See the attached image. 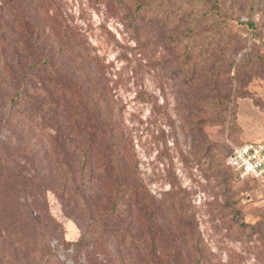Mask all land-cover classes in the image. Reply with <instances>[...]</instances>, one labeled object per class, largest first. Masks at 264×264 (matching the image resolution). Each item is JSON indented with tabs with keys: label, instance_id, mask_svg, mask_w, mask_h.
I'll return each mask as SVG.
<instances>
[{
	"label": "rangeland",
	"instance_id": "rangeland-1",
	"mask_svg": "<svg viewBox=\"0 0 264 264\" xmlns=\"http://www.w3.org/2000/svg\"><path fill=\"white\" fill-rule=\"evenodd\" d=\"M249 2L0 0V264H264Z\"/></svg>",
	"mask_w": 264,
	"mask_h": 264
},
{
	"label": "built area",
	"instance_id": "built-area-1",
	"mask_svg": "<svg viewBox=\"0 0 264 264\" xmlns=\"http://www.w3.org/2000/svg\"><path fill=\"white\" fill-rule=\"evenodd\" d=\"M228 165L242 179L264 182V140H253L233 147Z\"/></svg>",
	"mask_w": 264,
	"mask_h": 264
},
{
	"label": "trees",
	"instance_id": "trees-1",
	"mask_svg": "<svg viewBox=\"0 0 264 264\" xmlns=\"http://www.w3.org/2000/svg\"><path fill=\"white\" fill-rule=\"evenodd\" d=\"M258 0H250V10L252 12V15H251V23H248V24H252L253 20H254V13L257 11V7H256V3H257ZM226 3V2H225ZM225 3H224V0H214V5H213V8L214 10L218 9L219 11L222 12V14L224 15H228V11L226 9V6H225ZM152 11V7L149 3L147 2H144V1H140L138 4H137V7H136V13L132 14V18L133 20L135 21H141L144 22L145 21V16H141L142 13H145L147 17H152V15H150ZM250 12V13H251ZM235 12L233 11H230V17H233L232 15L234 14ZM147 19V18H146ZM252 26V25H251Z\"/></svg>",
	"mask_w": 264,
	"mask_h": 264
},
{
	"label": "crops",
	"instance_id": "crops-1",
	"mask_svg": "<svg viewBox=\"0 0 264 264\" xmlns=\"http://www.w3.org/2000/svg\"><path fill=\"white\" fill-rule=\"evenodd\" d=\"M264 185V184H263Z\"/></svg>",
	"mask_w": 264,
	"mask_h": 264
}]
</instances>
